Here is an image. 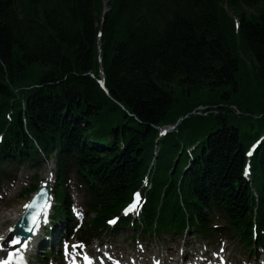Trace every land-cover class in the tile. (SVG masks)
Wrapping results in <instances>:
<instances>
[{"label": "trees", "instance_id": "obj_1", "mask_svg": "<svg viewBox=\"0 0 264 264\" xmlns=\"http://www.w3.org/2000/svg\"><path fill=\"white\" fill-rule=\"evenodd\" d=\"M107 4L100 40L111 98L92 76L98 75L102 0H0L1 161L32 158L38 144L45 156L55 150L60 168L78 147L81 172L96 174L102 184L99 213L153 165L150 210L157 207L160 226L191 207L184 196V206L173 198L178 181L198 205L222 199L227 210L245 215L256 202L254 191L262 190L259 201L264 196V145L248 184L240 142L227 134L248 138L245 126L258 119L252 115L264 113V0H185L175 8L164 0L146 8L142 0ZM223 6L240 17L237 33ZM179 118L180 136L169 135L156 148V126ZM199 134L204 140L182 174L179 141ZM91 141L93 153L86 155Z\"/></svg>", "mask_w": 264, "mask_h": 264}, {"label": "bare ground", "instance_id": "obj_2", "mask_svg": "<svg viewBox=\"0 0 264 264\" xmlns=\"http://www.w3.org/2000/svg\"><path fill=\"white\" fill-rule=\"evenodd\" d=\"M97 87L99 86L98 84H95ZM245 133L247 135H250V136H253L249 131H245ZM227 136L230 138V137H235L240 143L236 146L238 147V149L241 151L242 150V153H240V156L244 157V151L247 148H252L253 147H257V148H260L261 146V143L259 140H257V143H255L254 141L250 142L251 139H248V138H242V135L240 132L238 131H230ZM192 139V138H190ZM190 139H185L184 141L186 143H190L189 145H185L183 147V149H179L177 152H176V158H185L186 160L188 159H195V156H196V150L195 148L199 147V143H191ZM182 142V138L181 140L179 141V143ZM156 143H154L155 145ZM175 144V143H174ZM260 144V145H259ZM71 148V146L69 147ZM156 148H157V145H156ZM247 150V149H246ZM43 152V150L41 151V153ZM258 151H256L255 153L257 154ZM71 153V151H70ZM72 155V153H71ZM52 166L49 165L48 166V169L51 170ZM69 169V168H68ZM187 169H190L189 167ZM246 170V169H245ZM241 173H244V170L242 169L241 170ZM253 173H256L255 170H253ZM47 182L48 183H52V177H50V179H47ZM89 186V184H88ZM260 189H256V193H260ZM262 197V196H261ZM217 199V198H215ZM208 201V200H207ZM206 201V202H207ZM217 202H218V207H215L216 209L219 208L221 209V201L217 199ZM209 203V202H208ZM26 204V201L22 202L20 205L16 206L15 208L13 209H10V208H7L5 211L3 210L4 208L1 209L0 211V230H1V233L0 235H2L4 237V243L8 244L9 241H10V238H9V230L11 228V226L13 225V223L16 221V219L18 218V216L20 215L24 205ZM61 202L59 203H55V202H52L51 204H48L47 207L50 209V216L52 217L54 215L53 213V210L54 209H58L61 207ZM126 210V209H125ZM124 210V211H125ZM157 207L155 208V206L153 207V209L150 210V214L148 213V209H146L145 207H143L142 205H139V204H135V207L128 210L126 213L129 215V216H126V217H130V218H143V219H154V214L157 212ZM133 211L137 212V215L133 214ZM155 220V219H154ZM216 222H218L220 224V226L222 227L223 230H225L226 232H228V230L225 229V227H229L231 229H233L234 227H236V225H239L237 222L234 223L233 221H229L227 219H224L222 217H217L215 219ZM44 222H41L39 227H37L35 230H34V234L36 235L37 233H39L40 229L42 228V225H43ZM129 227V226H128ZM135 227H139V225H136ZM124 228H127V227H124ZM130 231L127 232L126 234L123 233V235H121V238L126 241V242H129V239L132 237L133 235V229L132 227L130 226ZM141 228V227H139ZM144 228V227H142ZM256 228H259L258 225L256 224ZM144 232L142 234V238L144 237V234H146V231L145 229H143ZM114 232H119V230H113ZM236 233V235L239 236V232H234ZM6 235V236H5ZM162 236H166V234H162ZM37 237H31L29 240V242L31 243H34L36 241ZM137 247V246H136ZM199 247V246H198ZM138 248V247H137ZM140 249V248H139ZM111 249L108 248V250L105 252V254L103 255V258H104V263L107 262V263H110L111 261V257H110V254H111ZM145 256L142 258V259H150L151 257L154 256V254L156 256H159L161 257L162 254L161 252H158L157 250H154V254L150 253V251L148 249H145ZM173 252L174 251H171L170 249L168 250V255H166V259H170L171 260H175L173 259L175 256L177 255H173ZM132 253L134 255V257H140L139 255V252L138 250H132ZM181 255V254H180ZM141 259V257H140ZM105 263V264H107ZM117 264H121V262L119 261Z\"/></svg>", "mask_w": 264, "mask_h": 264}, {"label": "rangeland", "instance_id": "obj_3", "mask_svg": "<svg viewBox=\"0 0 264 264\" xmlns=\"http://www.w3.org/2000/svg\"><path fill=\"white\" fill-rule=\"evenodd\" d=\"M202 107H199V110ZM204 139L200 141V144L203 142ZM52 165V163H49ZM48 166L46 163L43 164H36L33 167L25 166L23 167L19 174L15 176V180L10 182L2 183V192L3 194V205L1 208H4L5 211L7 208H15L16 206L20 205L26 199L25 196H19L21 189L27 188L29 185L34 184L36 179L33 177L35 173L39 175V180H43L44 176L48 172ZM1 211V210H0Z\"/></svg>", "mask_w": 264, "mask_h": 264}, {"label": "snow or ice", "instance_id": "obj_4", "mask_svg": "<svg viewBox=\"0 0 264 264\" xmlns=\"http://www.w3.org/2000/svg\"><path fill=\"white\" fill-rule=\"evenodd\" d=\"M246 174H247V172H246ZM134 198H135L136 201H138L139 198H140V194L139 193H135L134 194ZM33 206L34 205L31 204V203L25 205L26 208H31ZM134 207H135L134 204H130L128 206V208L125 210V212H127L128 210H130V209H132ZM31 219H32L33 225H36L37 224V216L34 215ZM45 223H47V220L46 219H45ZM109 223H115V220H110ZM3 240H4V237L2 235H0V241H3ZM18 242L19 241L17 239H11L9 241V243H11L13 245L17 244ZM66 248H67V246H66ZM0 251H3V245H0ZM84 259L87 261V264H92L91 258L89 256H87L86 254L84 256ZM0 264H9V260L8 259L0 260Z\"/></svg>", "mask_w": 264, "mask_h": 264}]
</instances>
